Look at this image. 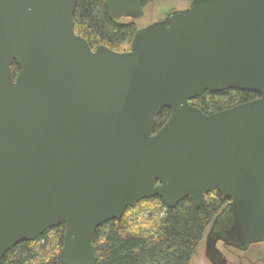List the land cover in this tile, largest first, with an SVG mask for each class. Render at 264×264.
I'll return each instance as SVG.
<instances>
[{
	"label": "water",
	"instance_id": "water-1",
	"mask_svg": "<svg viewBox=\"0 0 264 264\" xmlns=\"http://www.w3.org/2000/svg\"><path fill=\"white\" fill-rule=\"evenodd\" d=\"M104 2L116 20L145 13L143 0ZM76 3L0 0V264L61 224L58 260L96 264L98 228L128 208L202 207L212 191L229 201L207 235L213 264H229L219 222L236 248L264 242V0H191L126 52L93 50ZM233 89L258 97L212 114L191 103Z\"/></svg>",
	"mask_w": 264,
	"mask_h": 264
},
{
	"label": "trees",
	"instance_id": "trees-1",
	"mask_svg": "<svg viewBox=\"0 0 264 264\" xmlns=\"http://www.w3.org/2000/svg\"><path fill=\"white\" fill-rule=\"evenodd\" d=\"M159 0H143L144 8ZM190 2L191 0H185ZM140 27L135 20H116L110 16L104 0H77L75 31L93 50L105 45L116 52L131 48ZM20 69L14 65V78ZM241 90L206 92L191 101L205 114L232 108L257 98ZM171 115L164 109L156 127H162ZM226 200L217 191L206 195V204L197 207L185 198L174 208L160 197L138 202L119 220L100 226L94 243L96 264H191L208 229L221 212ZM64 224L47 230L35 241H23L11 248L2 264H63L58 260L65 238Z\"/></svg>",
	"mask_w": 264,
	"mask_h": 264
},
{
	"label": "rangeland",
	"instance_id": "rangeland-1",
	"mask_svg": "<svg viewBox=\"0 0 264 264\" xmlns=\"http://www.w3.org/2000/svg\"><path fill=\"white\" fill-rule=\"evenodd\" d=\"M188 5L189 3L185 0H159L145 7L143 18L137 20L136 22L140 28H144L156 21L163 20L168 14L175 10L186 8ZM205 240L206 239L204 238L196 255L193 257L191 264H211V262L205 256ZM220 247L222 250H224L221 244ZM236 254L239 257L241 256V258L239 259ZM236 254H228V258L233 264H239L241 259L242 264H264V242L254 244L247 251H238ZM244 256H247L251 262L244 258Z\"/></svg>",
	"mask_w": 264,
	"mask_h": 264
},
{
	"label": "flooded vegetation",
	"instance_id": "flooded-vegetation-1",
	"mask_svg": "<svg viewBox=\"0 0 264 264\" xmlns=\"http://www.w3.org/2000/svg\"><path fill=\"white\" fill-rule=\"evenodd\" d=\"M223 198H224V197H223ZM224 199H225V198H224ZM225 200H226V204H225V206H226V205L229 203V201H228L227 199H225ZM225 206H224V207H225ZM224 229H226V228L223 227V224H222L221 222H219V223L216 225L214 235H215V237L220 238L219 241H218L217 244H216V249H217L216 254L218 255V258H219L221 261H225V260H227L229 264H233L232 262H230L231 260L228 258V254H230V255H232V254H236V252H238V251L240 252V251H242V250H240L239 248H236V247L230 245L229 243H225V242L223 241L222 237L225 236V232L223 231ZM220 244L222 245V248H224V250L221 249ZM236 255H237V254H236ZM205 256H206V254H205ZM237 256H238V255H237ZM206 257H207V256H206ZM238 258L240 259L241 256H240V257L238 256ZM244 258L248 259L247 256H244ZM248 260L251 262L250 259H248ZM212 264H213V263H212ZM239 264H242V259H241V261L239 262Z\"/></svg>",
	"mask_w": 264,
	"mask_h": 264
}]
</instances>
